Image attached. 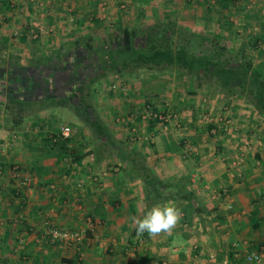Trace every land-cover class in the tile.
<instances>
[{"label":"crops","instance_id":"0c3cea01","mask_svg":"<svg viewBox=\"0 0 264 264\" xmlns=\"http://www.w3.org/2000/svg\"><path fill=\"white\" fill-rule=\"evenodd\" d=\"M8 1L5 10L0 0V35L9 30L14 39L7 40L9 46L15 40L16 48L28 46L30 23L46 24L35 60L48 58L43 48L53 50L55 57L85 36L108 41L122 29L173 21L197 37H216L227 50L244 51L253 66L264 67V0H124L130 6L125 13L105 0H41L40 7L32 0ZM112 22L116 30L107 28ZM173 40L175 46L183 43ZM250 47L257 51L248 54ZM141 70L121 79H139ZM2 71L4 85L11 80L9 65ZM176 76L177 82L188 79L186 88L172 90L164 103L161 94L141 86L137 92L124 91L129 98L110 100L102 91L107 82L99 84L93 99L105 132L101 137L77 116L72 118L69 107L51 106L47 89L33 92L31 100L25 97L31 104L20 111L14 103L7 105L21 88L1 86L0 264H255L245 255L264 257V114L244 97L216 92L206 83L199 86L193 75ZM156 101L158 108L174 109L178 121L164 129L143 120L145 103ZM115 112L124 123L113 118ZM208 112L212 120H200ZM219 115L225 121L216 124ZM65 126L71 129L68 136L61 133ZM216 126V134L210 133ZM13 164L30 176L29 186L13 178ZM145 170L168 184L159 187L164 195L182 182L189 198L147 204L148 188L141 179ZM166 201H174L183 213L175 229L137 236L129 217ZM47 222L83 229L85 237L79 245L52 244L43 234Z\"/></svg>","mask_w":264,"mask_h":264},{"label":"trees","instance_id":"16d2710c","mask_svg":"<svg viewBox=\"0 0 264 264\" xmlns=\"http://www.w3.org/2000/svg\"><path fill=\"white\" fill-rule=\"evenodd\" d=\"M1 5L9 10L8 0H1ZM174 37L181 39L183 43L175 46ZM193 38H198V45L203 49L201 52L190 50ZM94 42L90 36L80 38L73 43V50L68 49L64 54L57 53L54 60L38 59L22 64L12 57L8 61L0 60V73L8 64L11 76L9 83L19 89L24 88V93L8 99L7 108L11 107L10 103H14L17 109L25 111V106L31 104L24 100L25 97L31 100V96L36 91L41 92V87H44L51 106L69 107L76 112L79 119L95 129L97 136H105L94 107L87 100L97 87L91 83L104 77L107 71L122 73L136 69H155L193 75L197 85L206 83L216 92L244 97L256 110L264 114V67L253 66L244 51L240 52V60L229 57L226 47L220 45L214 36L197 37L177 26L175 22L167 21L143 29H122L112 35L105 46L97 47ZM93 54L98 60L104 56V64L97 63L96 69L99 72H94L93 75L82 74L87 70H84L85 66L95 67ZM38 87L41 89H37ZM153 110L156 109L153 107ZM152 121L158 122L157 119ZM141 179L148 188L147 204L158 199L163 201L170 198H189L183 191L182 182L173 186L174 193L164 195L159 187L166 188L168 184L152 172L145 170Z\"/></svg>","mask_w":264,"mask_h":264},{"label":"rangeland","instance_id":"374dc122","mask_svg":"<svg viewBox=\"0 0 264 264\" xmlns=\"http://www.w3.org/2000/svg\"><path fill=\"white\" fill-rule=\"evenodd\" d=\"M105 2H109V5L111 7H114L115 5H116L115 7H117V6L119 7V5H120V8L124 10V13L127 12V10H129V8H130V6L128 7L127 6L128 4L124 0H115V1L114 0H105ZM116 3H118V4H116ZM121 5L124 6V7H122ZM112 23L114 24V22H112ZM114 25L113 26L108 25L107 28L108 29H111V30H116L117 26L116 25L114 26ZM104 28H105V26H104ZM9 34H10L9 33V30H6V31H4V33H1V35H0V60H10L11 57L13 58V60H35V58L33 56L36 55L35 54L36 52H39V50H41V48H40L41 44L38 43V42H40V40H39L40 38L38 37L35 41L34 40H31L28 43V46H26V44H24L22 46L24 48H16L15 47L16 46L15 44L17 43L16 40H15L14 46H9L7 44V40L8 39H10V41L14 40L13 39V35H11V34L9 35ZM51 36H53V35H51ZM107 42L108 41L106 39L105 40H98V41H95L94 44L97 47H99V46H105V43H107ZM193 46L194 47L190 49L191 51H194V52L198 53V52H201L203 50L202 47L199 46L198 44H193ZM43 49H42V51H43L44 55H48V58H46V59L47 60H54V57H53L52 54H54L55 52L53 50L51 51V49H46V51H45V49L44 50ZM68 49L69 48H67V49L61 48L57 52L60 53V54H64V52H66ZM71 49L73 50V46H72ZM211 50L212 49H210V51ZM255 51H257V49H253L252 47L246 48V52L248 54L255 53ZM227 55L229 57L233 58V59H237L240 56V54L237 53V48H230V49H228L227 50ZM93 59L96 62V63H94L95 64V67L88 68V67L85 66V69L84 70H86V68H87V70H86L85 73L82 72V74H86L87 73L89 76L90 75H93L94 72H97L98 71L96 69V68H98V67H96V64L97 63L98 64H104L103 62H105L104 56L99 57V60H98L95 57V55H94ZM63 60H70V59H63ZM25 63H27V62H25ZM137 72L140 73V76L141 77L139 79L136 78L135 80H130L129 83L127 81H124L123 79H121V78H125L124 75H123L124 73L128 74L129 72L125 71V72H122V73H116L114 71H107V74L104 77H102L101 79H95L94 82H92L91 84L94 85V86L99 87V84L103 83V81L107 82V83H105L103 85L104 88L102 89V91H103V93L105 92L106 94H108V97L110 98V100L113 99V98H129L128 97L129 95H126L123 92L124 91L126 92L127 89L133 90V92H137L136 89H139L138 87L141 86V88H143L142 91H144V90L147 91L148 89H151L153 95H155V94L156 95L161 94L162 95V102L164 103V102L169 101V99H170L169 98L170 97V93L172 92V90L176 91V89L178 87H179V89H184L185 90L186 83L188 81L187 78H179L180 79L179 81H183L184 80V82H177V81H175V79H177L178 77L176 76V73L175 72H172V71H160L159 72V71H156L154 69H149V70L148 69H145V70H141V71H137ZM148 75L149 76L150 75H156V78H154L153 80H150L149 81ZM101 87L102 86H100V88ZM109 87H111V90L112 91H109L108 90ZM0 89H2V87H0ZM41 94L42 93L39 94V97H40ZM131 94H133V93H131ZM93 96H95V93H91V95L88 96L87 100H88V102L90 104H92L94 106V108H96V105H95L96 104V101L94 100L95 98L93 99ZM137 98H139V97H136V99ZM151 100H154L153 96L151 97ZM43 101L44 100H42V102ZM146 101H148V100H145V102ZM148 104L150 105V108H153V106H154V109L157 108L162 113H168V114L169 113H174V109L172 110V109L168 108V105L163 106V107L161 106V108H158V106L156 105L157 104V101L155 103H153V104L152 103H148ZM146 106H147V104L145 103V106L144 107H146ZM69 109H67V110L69 111V114H71L70 116H72V118H73V116L76 117L77 116L76 112L74 110H72V109H70V110ZM143 109H142V111H143ZM219 116H222V115H219ZM219 116H217L216 119H214V122H216V124H217V122H218V124L220 122H222V121L218 120ZM117 117L120 118V122L124 123V121L121 119L122 118V115H118V112H115V115H114L113 118L116 120ZM126 118H127V116L124 118V120L125 121H128ZM199 118H200V120H205L206 122H210V120H212L211 117H209V112L203 114ZM143 120L148 121V119H143ZM64 122H66L67 124L70 123L69 122V119H67V118L64 119ZM171 123H172V121H171ZM162 127L164 128V126H162Z\"/></svg>","mask_w":264,"mask_h":264},{"label":"built area","instance_id":"2783aa9c","mask_svg":"<svg viewBox=\"0 0 264 264\" xmlns=\"http://www.w3.org/2000/svg\"><path fill=\"white\" fill-rule=\"evenodd\" d=\"M34 4L38 7L43 5V2L41 0H32ZM122 6V5H121ZM124 7V6H122ZM1 24V22H0ZM28 37L31 40L37 39L40 34L44 33L46 29V24L43 21L34 20L30 25L28 26ZM114 87V86H113ZM223 116H219L218 120H222ZM142 119H157L158 123H160L164 128H167L168 124L172 122L178 121V115L176 113H162L157 110H153V108H150V106L144 107L142 114ZM217 127L212 128L210 131L212 134H216ZM71 132L70 127L65 126L62 127L61 133L64 136H68ZM245 145H248V142L245 141ZM240 158V157H239ZM11 172L13 178H15L19 184L29 186L31 182L30 176H24L21 172L20 167L17 164H13L11 167ZM226 189H222V192L225 194ZM231 208V206H229ZM44 236L47 237L48 242L52 244H58V245H79L82 243L84 237H85V230L83 229H67V228H60L56 227L52 224L46 223V227L43 232ZM245 260L249 263H255V264H262V261H264V257L260 253L257 252H250L245 255Z\"/></svg>","mask_w":264,"mask_h":264},{"label":"clouds","instance_id":"9594fccd","mask_svg":"<svg viewBox=\"0 0 264 264\" xmlns=\"http://www.w3.org/2000/svg\"><path fill=\"white\" fill-rule=\"evenodd\" d=\"M182 210L174 201H166L155 204L142 216L129 217L135 226L137 236L147 233L150 237L160 234H170L182 219Z\"/></svg>","mask_w":264,"mask_h":264},{"label":"flooded vegetation","instance_id":"af4514ba","mask_svg":"<svg viewBox=\"0 0 264 264\" xmlns=\"http://www.w3.org/2000/svg\"><path fill=\"white\" fill-rule=\"evenodd\" d=\"M1 76H3V75H1ZM10 78H11V76H10ZM0 86L4 87L5 90H11L10 88H11L13 85H11V84L9 83V81H8L7 83H5L4 85H2V81H0ZM12 88H13L12 91H14V90H18V89H19V87H17V86H14V87H12ZM41 88L44 89V87H41ZM41 88L38 87L37 89H41ZM21 90H23V91H21V92L24 93V88H23V87H22ZM25 90H26V89H25ZM36 92L38 93V91H36Z\"/></svg>","mask_w":264,"mask_h":264}]
</instances>
